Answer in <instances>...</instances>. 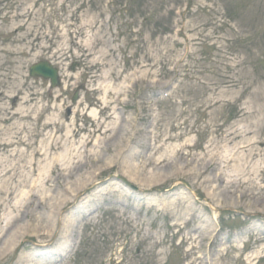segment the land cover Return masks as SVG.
I'll return each instance as SVG.
<instances>
[{
	"label": "rangeland",
	"instance_id": "374dc122",
	"mask_svg": "<svg viewBox=\"0 0 264 264\" xmlns=\"http://www.w3.org/2000/svg\"><path fill=\"white\" fill-rule=\"evenodd\" d=\"M0 92V264H264V0H0Z\"/></svg>",
	"mask_w": 264,
	"mask_h": 264
},
{
	"label": "bare ground",
	"instance_id": "6f19581e",
	"mask_svg": "<svg viewBox=\"0 0 264 264\" xmlns=\"http://www.w3.org/2000/svg\"><path fill=\"white\" fill-rule=\"evenodd\" d=\"M148 88H151L152 86L151 85H149V86H147ZM2 94H3V92H0V99H2L3 98V96H2ZM26 102L29 100V97H26ZM24 107V106H23ZM23 107H21L20 109H19V112L20 113H18V112H11V111H8L7 110V112L5 113V115L4 116H2V119L5 121V122H9V121H12V119H15V118H18V121L19 120H29V119H32L33 121H38L39 119H40V117H42V115H43V113H44V111L47 109V106L46 105H42V108L40 109V112H39V115H37V116H35V115H33V117L31 116V111H27V110H25ZM39 111V110H38ZM58 119L56 120V121H53V122H51V118L50 117H47L46 118V121L44 122V123H42L41 124V126L39 127L38 126V128L35 126V127H31L30 128V130H31V132H32V135H35V134H37V133H40L43 129H45L46 127H49V126H53L55 129H57V130H60L61 129V127L63 126V123L61 122V116H58L57 117ZM15 124H18L19 125V123L18 122H15ZM25 126V125H24ZM23 126V127H24ZM23 127H19V129H22ZM18 131H16V133H17ZM16 138H17V141H14L13 139H8V141H6V140H3V141H1L0 142V150L1 151H4V150H6L7 148H8V146H10V145H12L14 142H17L18 144H22V143H24V144H26L27 145V147H34V144H33V142L32 141H30L29 140V138H25V137H23V135L22 136H19V134H17L16 136H15ZM170 138H171V135L169 136ZM58 143V142H57ZM66 144V143H65ZM65 144H63L64 146H65ZM51 146H54V144H52ZM33 150L31 151V154H30V157H31V159H30V162H31V164H30V167H33V159H32V156H33V158L34 157H36V156H43V155H47V150H41L40 148H32ZM74 149V148H73ZM259 149V148H258ZM256 150V153H258V154H261L264 150H260V153H259V150ZM68 150H69V148H68ZM9 151V150H8ZM46 159V158H45ZM6 161H9V157L7 158V159H5ZM213 160H215L214 158H212L211 157V159H205V160H202V161H204L205 162V168H206V170L209 168V167H211L212 165H213V163H215V162H213ZM1 162H3V160H1L0 161V163ZM165 162H166V160H165ZM7 168H4V169H2L1 170V172H4L5 174H7V173H10V170H14L15 168H18V169H20V172H16L14 175H11L10 174V178L12 179V178H14L15 177V175L17 176V174L19 173L20 175H25L24 173H25V170H26V166L23 164H21V161H18V162H15V164L14 163H10V164H8L7 166H6ZM5 170H6V172H5ZM31 172V170H29L28 171V174ZM0 178H3V176H1L0 175ZM9 185H10V183H9ZM6 186L5 188H4V190H0V192H3L4 194H5V196H0V209H1V207H3L5 204H7L6 202L7 201H9L10 200V194L12 193V189H11V187L10 186ZM14 209L15 210H18L19 212H21V213H23V217H26V216H30L31 215V213L29 212V210H27V209H25L24 211L22 210L23 208L22 207H24V205L22 204V205H18V204H14ZM3 221V219L2 218H0V222H2ZM22 221L23 222H25V219H20V222L19 223H16V225H15V228L17 229V230H19L23 225H22Z\"/></svg>",
	"mask_w": 264,
	"mask_h": 264
},
{
	"label": "water",
	"instance_id": "95a60500",
	"mask_svg": "<svg viewBox=\"0 0 264 264\" xmlns=\"http://www.w3.org/2000/svg\"><path fill=\"white\" fill-rule=\"evenodd\" d=\"M30 74L50 79L53 86H57L60 83L59 70L49 61H40L33 64L30 68Z\"/></svg>",
	"mask_w": 264,
	"mask_h": 264
}]
</instances>
